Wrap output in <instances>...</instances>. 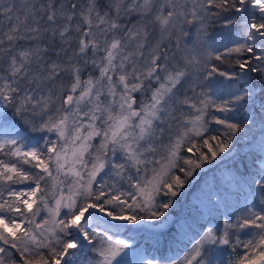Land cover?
Instances as JSON below:
<instances>
[{
  "label": "snow or ice",
  "instance_id": "obj_1",
  "mask_svg": "<svg viewBox=\"0 0 264 264\" xmlns=\"http://www.w3.org/2000/svg\"><path fill=\"white\" fill-rule=\"evenodd\" d=\"M0 264H264V0H0Z\"/></svg>",
  "mask_w": 264,
  "mask_h": 264
},
{
  "label": "trees",
  "instance_id": "obj_2",
  "mask_svg": "<svg viewBox=\"0 0 264 264\" xmlns=\"http://www.w3.org/2000/svg\"><path fill=\"white\" fill-rule=\"evenodd\" d=\"M179 208H180V205L178 204L177 205V209L179 210ZM135 238H136V240L140 243V244H142L141 242H142V240H144V238H143V236H139V235H137V236H135ZM152 241H154V239L152 240ZM190 246V245H189ZM146 247H149L150 249H152L153 251H152V254H154V255H158V253H156L155 251H154V249H155V247H156V245H155V241H154V245H149V246H146ZM183 248V245H179V246H172L170 249H166L165 250V255L166 256H168V257H179L180 255H182V252H181V249Z\"/></svg>",
  "mask_w": 264,
  "mask_h": 264
},
{
  "label": "rangeland",
  "instance_id": "obj_3",
  "mask_svg": "<svg viewBox=\"0 0 264 264\" xmlns=\"http://www.w3.org/2000/svg\"><path fill=\"white\" fill-rule=\"evenodd\" d=\"M101 3L102 4L105 3V0H101ZM137 235L143 236L144 240H142V242H141L142 245H144V246H149V245L152 246V245H154V241H152L153 238L151 236H149L148 233H140V234H137Z\"/></svg>",
  "mask_w": 264,
  "mask_h": 264
}]
</instances>
